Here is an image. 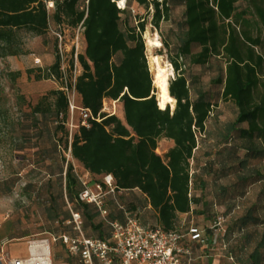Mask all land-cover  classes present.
<instances>
[{"label": "trees", "instance_id": "16d2710c", "mask_svg": "<svg viewBox=\"0 0 264 264\" xmlns=\"http://www.w3.org/2000/svg\"><path fill=\"white\" fill-rule=\"evenodd\" d=\"M239 1L129 0L145 7L148 13L152 7L151 23L157 29L170 18L174 2L184 6L177 31L178 43L169 55L175 73L169 82V92L176 100L172 109L171 105L160 107L157 99L158 89L143 38L147 17L135 16L137 22L133 24L127 14L128 5L122 9L114 0H54L50 12L44 0H0V58L28 52L22 32L43 37L49 33L54 38V61L45 66L33 65L27 73L36 80L51 79L56 87L43 93L27 114L35 122L40 119V113L54 115L56 132L66 130L64 150L70 155L62 161L56 159L60 162L58 174L64 181L66 202L81 213L87 234L106 238L110 228L105 222V227L95 223L91 215L96 207L79 198L83 184L72 157L92 175H112L116 193L139 191L145 207L153 210L156 225L164 229L187 231L192 222L182 221L180 215L191 211L198 215L205 210L200 207V204L204 206L203 201L193 190L199 187V169L192 172V161L197 163L198 134L207 130L214 95L197 87L196 97L193 96V80L187 75V65L203 66L213 57L225 58L226 65L214 80L220 86L218 95L233 101L237 107L233 127L244 140L242 148L247 149L250 157L264 159V0H247L249 5L245 7ZM250 11L253 17H249ZM50 18L54 21L53 28ZM82 21L84 47L78 54L80 71L75 88L79 103L94 118H90L89 126L80 123L69 136V98L60 87L65 83L71 85L74 64L70 59L63 69L54 31L73 33ZM255 24L260 30L257 35L253 34ZM163 45L169 47L168 42ZM11 74L17 78L20 72ZM106 98L122 102L124 119L103 110ZM243 123L246 126H238ZM61 138L55 139L58 147L62 146ZM163 138L172 141V145L161 154L157 148ZM235 158H238L236 153ZM204 166L209 168L210 161ZM49 169L56 174L53 167ZM258 180L264 181V174L260 173ZM261 190L264 192V188ZM109 195L120 209L116 216L106 203L109 218L124 220L122 204L139 219L137 203L130 202L129 206L120 203L116 194ZM254 210L255 205L236 219L235 226L243 231L253 225L246 233V241L260 234L252 247L244 244L241 256L244 254L243 258L250 264H264V226L263 229L259 226L264 225V219L255 216ZM88 227L92 234L88 233ZM68 230L52 233L58 235ZM57 244L66 252L60 240L52 242L55 263L63 262L55 261L53 251Z\"/></svg>", "mask_w": 264, "mask_h": 264}, {"label": "rangeland", "instance_id": "374dc122", "mask_svg": "<svg viewBox=\"0 0 264 264\" xmlns=\"http://www.w3.org/2000/svg\"><path fill=\"white\" fill-rule=\"evenodd\" d=\"M239 4L242 7L249 5L247 0H240ZM127 5V14L133 24L137 22L136 17H147L148 23L143 38L149 68L157 87L151 57L153 54L162 55L170 63L169 55L173 54L178 43L177 31L184 6L174 2L170 18L162 21L160 28L157 29L151 23L152 7L148 13L145 7L136 2L129 3L128 0ZM248 15L253 17L251 11ZM50 26L54 27L52 18ZM259 33L260 30L255 24L253 34ZM22 37L27 53L0 58V264H11L12 261L29 255L31 241L69 228L65 224L70 217L69 205L66 202L63 178L58 174L60 162H56V159L62 161L64 158L68 159L70 155L64 150L66 130L56 132L54 115L40 113L38 114L40 119L35 122L33 117L27 114L31 111V105L51 89L53 83L28 76L27 69L37 65L34 61L36 56L42 57L41 63L44 66L54 61V38L49 33L43 37L32 36L28 32H22ZM149 39L154 42L158 40L161 45L150 44ZM164 42H168L169 47L163 45ZM66 47L69 49V44ZM114 59L118 60V56ZM225 65V58L222 56L213 57L203 66L187 65V75L193 80V96L196 97L197 87L209 90L214 95V105L206 122L207 130L201 135L198 134L200 146L198 157L210 161L211 166L206 168L204 161L203 163L200 161L199 166H196L197 163L192 161V172L195 173L197 167L200 168L199 187L198 189L194 187L193 190L197 191L204 203V206L200 204V207H205L202 213L195 216V222L207 229L208 246L205 249L220 252L225 263L228 261V264H250L249 260L243 258L244 254L241 256V250L244 244L252 247L260 234L251 241H246V233L253 225L250 224L252 226L240 231L236 229L235 221L254 205L255 216L264 219V192H261L264 181L258 180L259 174H264V159L250 157L247 149L242 148L244 140L238 137L236 127H229L232 123L235 124L237 107L233 101L218 95L220 86L214 82ZM172 70L171 79L175 75L174 69ZM14 71L20 72L17 78L11 74ZM103 110L124 119L120 102L104 101ZM79 120L76 113L74 123H79ZM67 128L69 136L77 129L70 127L69 124ZM60 137L62 146L58 147L55 139ZM170 144L160 142L157 152L164 154ZM234 149L238 155L236 159L235 153L228 151ZM73 165L77 174H84L77 162ZM49 167H53L56 174L50 173ZM87 179L92 187L100 181L104 185V190L108 189L105 175H89ZM140 195L139 191L131 190L116 193L120 203L129 206L130 202L137 203L135 207L138 208L141 221L148 225H156L153 210L145 207V199ZM105 199L108 208L117 216L119 206L109 194ZM220 213L227 217L224 229L222 232L211 230V225ZM91 217L95 223L105 227L103 217L97 209L93 210ZM259 226L263 229L264 225ZM86 229L92 234L90 227ZM231 254L234 255L233 259L230 258ZM53 255L56 262L63 260L67 264H79V260L69 256L60 244L55 246Z\"/></svg>", "mask_w": 264, "mask_h": 264}, {"label": "built area", "instance_id": "2783aa9c", "mask_svg": "<svg viewBox=\"0 0 264 264\" xmlns=\"http://www.w3.org/2000/svg\"><path fill=\"white\" fill-rule=\"evenodd\" d=\"M47 9H54V0H44ZM118 7L124 9L127 0H114ZM83 21L75 28L73 33L68 30H56L58 50L65 70L70 59L73 60V78L71 85L65 83L60 88L65 90L69 98V120L72 128L78 125H90L92 112L77 101L75 88L76 75L79 70L78 54L84 47ZM69 44V49L66 45ZM36 64H41V59L34 58ZM78 113L79 123H74ZM113 114V113H111ZM88 174V173H86ZM86 174L79 175L83 184L79 198L92 203L110 228V235L106 238L91 236L86 233L83 218L79 211L71 208L70 217L66 220L68 231L56 235L50 233L48 237L36 239L29 244V255L20 257L11 264H67L55 263L51 254V243L60 240L69 256L79 260V264H194L196 248L208 246L207 229L196 223H191L188 230L181 228L164 229L159 225L143 224L125 205L120 204L124 211V220L111 219L106 207V195L116 194L115 181L112 175L105 176L108 189L104 190L101 182H96L95 187L89 184ZM226 215L220 213L216 216L211 230L222 232L226 222ZM233 259L232 256H230Z\"/></svg>", "mask_w": 264, "mask_h": 264}, {"label": "crops", "instance_id": "0c3cea01", "mask_svg": "<svg viewBox=\"0 0 264 264\" xmlns=\"http://www.w3.org/2000/svg\"><path fill=\"white\" fill-rule=\"evenodd\" d=\"M38 57L42 60L41 56H38ZM46 81H48V80H46ZM49 81L53 82L52 85L50 86L51 88L56 87V85H54L56 83L53 80L49 79ZM76 99H77L78 102L80 101L79 96H77ZM107 100L111 101V102H120L122 104V102L119 101V100H112V99H108V98H106L104 101H107ZM122 108H123V105H122ZM233 125H234V123H232V125H230L229 127L232 128ZM238 126L239 127H244V126H246V124L243 123V124H239ZM160 142H170L171 143L170 146L172 145V141H170L169 139H166V138H163L162 140H160ZM199 148H200V146L196 149V152H195L197 166H199V164H200L199 162L200 161H202L201 163H203V161L205 160V159H199V157H198ZM235 149L234 150H228V151L231 152V153L232 152L236 153ZM71 160H72L73 164L74 163L76 164V162L79 164V166L82 168V171L84 172V174L88 173L89 175H92L89 171L84 169V167L81 165V163L78 160L74 159L73 157L71 158ZM205 163H207V161H204V164ZM198 169H200V168L197 167V170ZM96 176H100V175H96ZM121 191L122 190H120L118 192L120 193ZM134 192H136V190ZM195 216H197V214L194 211H191V212H188V213L181 214L180 215V219L182 221H186V220L188 221L189 220L192 223L198 224L197 222H195ZM205 248H206V246L205 247L199 246V247L196 248V260H195L194 264H228V261H226V263H225L224 258L222 256V254H220V252L214 251V249L208 250V249H205ZM197 251H198V253H197ZM226 259L228 260L229 257H226Z\"/></svg>", "mask_w": 264, "mask_h": 264}, {"label": "bare ground", "instance_id": "6f19581e", "mask_svg": "<svg viewBox=\"0 0 264 264\" xmlns=\"http://www.w3.org/2000/svg\"><path fill=\"white\" fill-rule=\"evenodd\" d=\"M150 44L157 46L161 45L160 41H152L149 39ZM155 83L158 87L159 105L160 107H166L167 105H175V98L171 96L169 92V82L173 74V68L162 55L153 54L151 57ZM123 114V113H122Z\"/></svg>", "mask_w": 264, "mask_h": 264}, {"label": "water", "instance_id": "95a60500", "mask_svg": "<svg viewBox=\"0 0 264 264\" xmlns=\"http://www.w3.org/2000/svg\"><path fill=\"white\" fill-rule=\"evenodd\" d=\"M175 76V75H174ZM173 76V77H174ZM156 95H157V99H158V102H159V96H158V91L156 92ZM176 102V101H175ZM175 105L172 107V109H174Z\"/></svg>", "mask_w": 264, "mask_h": 264}]
</instances>
